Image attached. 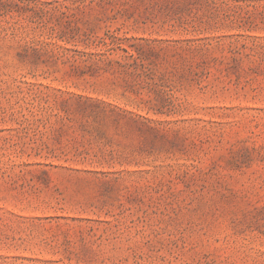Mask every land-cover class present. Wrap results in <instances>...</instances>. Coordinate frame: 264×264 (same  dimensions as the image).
<instances>
[{
	"label": "rangeland",
	"instance_id": "rangeland-1",
	"mask_svg": "<svg viewBox=\"0 0 264 264\" xmlns=\"http://www.w3.org/2000/svg\"><path fill=\"white\" fill-rule=\"evenodd\" d=\"M0 264H264V0H0Z\"/></svg>",
	"mask_w": 264,
	"mask_h": 264
}]
</instances>
